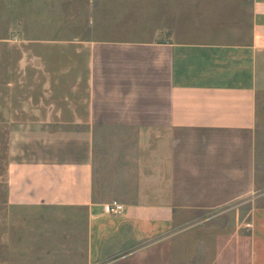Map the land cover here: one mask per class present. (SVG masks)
<instances>
[{
    "label": "crops",
    "instance_id": "crops-1",
    "mask_svg": "<svg viewBox=\"0 0 264 264\" xmlns=\"http://www.w3.org/2000/svg\"><path fill=\"white\" fill-rule=\"evenodd\" d=\"M199 27L83 41L40 72L7 204L80 218L85 264H264V0Z\"/></svg>",
    "mask_w": 264,
    "mask_h": 264
},
{
    "label": "rangeland",
    "instance_id": "rangeland-1",
    "mask_svg": "<svg viewBox=\"0 0 264 264\" xmlns=\"http://www.w3.org/2000/svg\"><path fill=\"white\" fill-rule=\"evenodd\" d=\"M246 2L0 0V264H85L80 218L69 220L64 208L7 204L10 138L32 130V104L45 82L41 70L66 67L67 55L83 41L148 40L196 25L197 36H214L206 27L225 26Z\"/></svg>",
    "mask_w": 264,
    "mask_h": 264
},
{
    "label": "built area",
    "instance_id": "built-area-1",
    "mask_svg": "<svg viewBox=\"0 0 264 264\" xmlns=\"http://www.w3.org/2000/svg\"><path fill=\"white\" fill-rule=\"evenodd\" d=\"M123 210V206L119 203L113 202L104 205V211L106 213H120Z\"/></svg>",
    "mask_w": 264,
    "mask_h": 264
}]
</instances>
